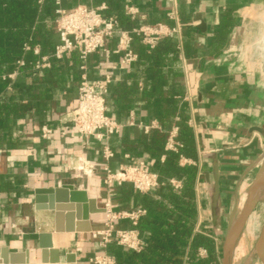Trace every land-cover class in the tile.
I'll return each mask as SVG.
<instances>
[{"label": "crops", "instance_id": "1", "mask_svg": "<svg viewBox=\"0 0 264 264\" xmlns=\"http://www.w3.org/2000/svg\"><path fill=\"white\" fill-rule=\"evenodd\" d=\"M175 1L184 24L177 36L179 57L175 62L170 59L160 62L159 81L151 74L156 68L153 64L137 60L127 68L120 67L123 52L116 51L117 34L107 41L109 54L100 50L89 57L88 75L111 76L108 112L123 124L120 133L109 142L114 152L109 162L113 170L134 160L153 163L144 144L151 131H165L153 116L154 109L160 100H180L179 108L188 115L187 124L197 151V159L180 158L181 165L198 167L194 233L203 234L205 230L213 237L211 228L217 230L221 226L233 188L254 165L264 142V70L248 55L249 47L242 41L248 12L264 9V0ZM126 5L139 9L140 14L133 19L140 25L170 23L167 14L172 0H124V9ZM227 11L232 12L235 22L225 43L220 44L221 20ZM199 18L205 21L207 30L198 27ZM56 38L58 41L57 35ZM138 42L139 39H132L133 50ZM80 76L74 73L67 76L69 87L58 93L43 122L29 116L16 119L14 137L18 135L20 140L0 148V179L7 180L11 189L0 191V248L7 247L15 253V263L24 262L28 251L30 264H90L93 254L104 252L91 235L102 229L104 213L91 214V232L55 233L54 213L35 208V189L72 184L76 189L86 190L98 208L111 202L115 210H121L115 202L117 186L104 183L103 144L86 135H64L61 131L66 125V115L76 105ZM175 121H180L179 114ZM43 125L53 129L47 139L41 135ZM146 126L153 127L145 131ZM175 127L178 128L176 123L168 134ZM84 154L94 167L91 176L70 168L76 157ZM185 159L190 162L185 163ZM216 183L217 218L212 200ZM204 218L209 226L203 222ZM125 222H119L118 226ZM47 243L53 248L47 249V262H43L41 251ZM53 249L59 251L55 253ZM200 251L203 248L198 250L199 255ZM70 253L76 254L75 262L66 260ZM123 253L119 247L114 256L118 260Z\"/></svg>", "mask_w": 264, "mask_h": 264}, {"label": "trees", "instance_id": "2", "mask_svg": "<svg viewBox=\"0 0 264 264\" xmlns=\"http://www.w3.org/2000/svg\"><path fill=\"white\" fill-rule=\"evenodd\" d=\"M78 3L95 6L105 3L104 15L115 16L120 30L132 31L140 25L137 19L126 14L124 0H63L60 4L56 0H0V148L20 140V136L14 137L16 119L29 116L43 122L58 93L69 87L67 76L82 74L83 60L77 51L64 60L53 56L58 43L55 30L57 9H70ZM234 22L232 12L227 11L221 20L220 44L225 43ZM132 38L139 39L134 50L137 60L155 65L151 74L158 78L157 81L161 76L160 62L178 60L176 35L162 39L154 48L143 45L134 33ZM35 47L39 48V54H35ZM43 56H48L50 67L37 69L36 64ZM19 61L24 65H19ZM15 72L17 75L13 79L10 74ZM179 105L177 98L159 101L153 116L165 131H151L152 135L144 144L153 161L147 169L158 173L159 185L148 193L136 191L129 183L116 187L115 202L119 209L146 210L136 226L144 241L143 249L136 252L122 248L124 253L123 257H118L119 264H221V254L213 237L205 230L203 234L194 233L198 167L181 165L180 158L197 159V151L193 132L187 124L188 115ZM177 114L180 121H175ZM174 123L179 128L176 140L180 146L176 151L166 149L168 131ZM172 179L179 181L180 186L175 187ZM0 191H11L7 180L0 179ZM121 226L132 227L127 221ZM200 248L205 255H199ZM118 249L119 246L111 244L108 253L116 255Z\"/></svg>", "mask_w": 264, "mask_h": 264}, {"label": "built area", "instance_id": "3", "mask_svg": "<svg viewBox=\"0 0 264 264\" xmlns=\"http://www.w3.org/2000/svg\"><path fill=\"white\" fill-rule=\"evenodd\" d=\"M63 0H56L60 4ZM168 12L167 17L170 23L144 22L132 31L120 30L117 28L118 21L115 16H105L103 11L107 8L105 3L99 6L78 3L70 9H57L58 18L55 30L58 43L54 47L53 56L58 60H64L74 51L79 53L83 60L81 65L82 74L78 85V95L76 105L66 115V125L61 129L62 134L74 135L76 133L94 138L103 144L104 158V183L107 186H119L129 183L140 193H148L159 185V175L147 169V163L143 160H134L128 165H122L118 170H113L109 162L114 157V152L110 148V140L118 135L123 127L113 115L108 112L107 94L111 83L109 74L100 78H90L88 75L89 57L104 50L109 54L106 47L107 41L114 35H118V46L116 51H122L123 56L120 67L127 68L137 61L138 55L132 48V33L141 38L143 45L154 48L162 39L172 35L180 36L183 22L177 8L175 0ZM126 14L135 18L140 14L137 7L126 5ZM142 18H145L142 15ZM26 49H30L25 45ZM35 54H39V48L35 47ZM19 65H24L19 61ZM50 67L48 56H43L42 60L36 64V68ZM17 72L10 74L15 78ZM11 89V87H9ZM188 100L189 98L186 97ZM153 127V126H152ZM150 126L143 127L148 131ZM177 127L173 128L167 137L166 149L177 150L180 143L176 140ZM53 129L48 125L41 127V135L44 139L49 138ZM185 159V163H189ZM72 170L81 171L85 176L94 173V167L87 155L76 157L75 163L70 167ZM175 187L180 186V182L171 180ZM103 227L91 233L92 238L98 246L104 249L102 253L93 254L89 258L90 264H119L117 258L108 253V247L116 244L119 247L139 252L143 249L144 241L140 231L136 228L140 218L146 214V210L138 208L135 210H115L112 203L108 202L104 206ZM129 222L132 227L121 228L119 222ZM205 251H200L204 255Z\"/></svg>", "mask_w": 264, "mask_h": 264}, {"label": "rangeland", "instance_id": "4", "mask_svg": "<svg viewBox=\"0 0 264 264\" xmlns=\"http://www.w3.org/2000/svg\"><path fill=\"white\" fill-rule=\"evenodd\" d=\"M249 18L245 21V35L243 44L249 47L248 55L264 70V9L259 12H248ZM264 168V142L262 150L254 165L245 173L244 177L233 188L228 204L222 214V223L219 229L211 228L210 235L216 240L218 251L222 257V250L227 237L230 222L232 225L240 215L241 196L250 192V188ZM208 215V214H207ZM206 218V217H205ZM203 220V222L206 220ZM210 225L208 221L206 222ZM264 227V188L252 211L248 214L245 226L233 250L231 264H263L256 253V245Z\"/></svg>", "mask_w": 264, "mask_h": 264}, {"label": "water", "instance_id": "5", "mask_svg": "<svg viewBox=\"0 0 264 264\" xmlns=\"http://www.w3.org/2000/svg\"><path fill=\"white\" fill-rule=\"evenodd\" d=\"M198 20L200 21L198 27L203 31L207 30L205 21L201 18ZM212 200L213 214L214 217L217 218V207L219 201L217 183L216 192H214ZM34 203L36 210L52 211L54 213L55 233L91 232V214L104 213L105 211L104 208H98L96 206V201L89 197L86 190L76 189L72 184H64L63 186L56 188H37L34 191ZM245 222L246 220L243 221L242 226L232 238L229 246L232 247L233 244H236L239 236L241 235ZM230 227L228 229L227 237L222 250L221 264H231L232 253L229 252V248L227 247ZM48 248H53V246L47 243L42 247L41 260L43 262H47L46 255L48 253ZM53 250L55 253L59 251L57 249ZM0 255V264H30L29 251L25 254V261L21 263H15V253H11L7 247L0 248ZM66 260L68 262H75L76 254H68L66 256Z\"/></svg>", "mask_w": 264, "mask_h": 264}, {"label": "bare ground", "instance_id": "6", "mask_svg": "<svg viewBox=\"0 0 264 264\" xmlns=\"http://www.w3.org/2000/svg\"><path fill=\"white\" fill-rule=\"evenodd\" d=\"M263 188H264V168L262 169L261 173H259L256 176V178H255V180H254V182L250 188V192H247L244 196H241L240 215L237 218L234 225L231 224L230 232H229V239H228V246L227 247L229 248L230 253H232V250L235 246V244H233L232 247L229 246L230 242L232 241V238L236 235L237 231L242 226L243 221L246 220L250 210L255 206L257 199H259L261 190ZM256 253H257L258 257L260 258V260L264 264V227H263V230H262L261 235L259 237L258 243L256 245Z\"/></svg>", "mask_w": 264, "mask_h": 264}]
</instances>
